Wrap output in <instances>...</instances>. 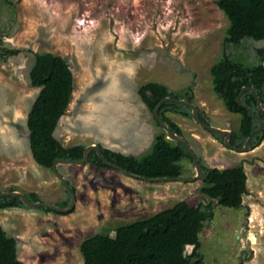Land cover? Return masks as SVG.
<instances>
[{
	"label": "rangeland",
	"instance_id": "rangeland-1",
	"mask_svg": "<svg viewBox=\"0 0 264 264\" xmlns=\"http://www.w3.org/2000/svg\"><path fill=\"white\" fill-rule=\"evenodd\" d=\"M228 27L216 0H0L1 46L21 50L0 57V191L36 193L57 206L72 201L55 172L31 155L28 115L40 92L29 81L34 54L63 57L74 75L71 102L55 132L64 147L101 145L143 159L164 134L138 93L148 82L177 93L191 86L194 104L212 126L239 129L240 116L216 96L211 75ZM261 47L264 41L245 39L229 54L254 65ZM167 116L203 165L243 163L248 177L243 207L216 205L200 233L202 264H264V141L248 153L235 152L193 119ZM181 164L187 181L149 182L112 167L59 165L76 193L75 208L61 214L39 207L0 210V224L17 239L26 264H84L80 247L90 237L109 231L115 238L118 227L181 201L208 204L204 182L189 181L197 175L194 163ZM192 251L189 246L185 254Z\"/></svg>",
	"mask_w": 264,
	"mask_h": 264
},
{
	"label": "trees",
	"instance_id": "trees-1",
	"mask_svg": "<svg viewBox=\"0 0 264 264\" xmlns=\"http://www.w3.org/2000/svg\"><path fill=\"white\" fill-rule=\"evenodd\" d=\"M216 5L228 18L229 27L223 41L222 56L211 68L213 91L230 113L240 116L239 129L232 131L230 139V144L240 149L259 127L260 119L264 121V113L258 109L256 99L260 98L264 108V47L256 49L258 62L254 65L234 58L229 50L241 46L245 39L264 41V0H216ZM1 42L0 38L1 58L8 59L20 53L19 49L2 47ZM34 59L29 81L40 92L28 115L30 150L39 166L53 170L56 159L82 160L87 146L64 147L55 136L74 91V75L67 60L52 53H36ZM244 87L253 88L255 92L254 95L248 90L241 96V102L250 109L238 102ZM138 93L162 131V125L153 113L163 99L169 97L194 103L191 86L184 93H177L164 84L148 82L140 87ZM168 113L192 119L191 108L166 102L159 109V116L170 130L184 137L181 128L167 116ZM198 116L203 123L212 126L204 112L199 110ZM211 134L218 140L221 138L223 143L224 135ZM263 141L264 128L253 136L251 150ZM99 148L103 157L114 166L146 179L182 177L184 167L181 162L191 160L193 163L187 147L169 140L165 132L157 136L153 152L143 159L101 145ZM199 162L206 173L201 191L209 199L207 205L192 207L188 202L181 201L154 216L118 227L114 230L115 238L110 236L109 231L90 237L80 247L84 264H202L200 233L214 217L216 205L234 210L243 207V197L248 192V177L243 163L220 169L206 167L200 159ZM87 164L98 169L110 168L95 151L89 154ZM71 189L74 191V188ZM25 195L30 202H41L36 193ZM69 203L65 201L59 206L65 208ZM22 208L27 206L19 197L0 198V210ZM39 209L61 214L47 207ZM189 246L193 247V251L186 255ZM0 264H26L19 259L17 239L9 236L1 224Z\"/></svg>",
	"mask_w": 264,
	"mask_h": 264
},
{
	"label": "water",
	"instance_id": "water-1",
	"mask_svg": "<svg viewBox=\"0 0 264 264\" xmlns=\"http://www.w3.org/2000/svg\"><path fill=\"white\" fill-rule=\"evenodd\" d=\"M250 90L254 95H255V92H254V89L253 88H249V87H244L242 89V91L240 92L239 96H238V102L241 106L247 108V109H250L247 105L243 104L241 102V96L242 94L245 92V91H248ZM263 92H264V87H263ZM257 99V105H258V109L264 113V108L262 106V102L260 100V98L256 97ZM166 102H176V103H179V104H182V105H185L189 108H191L192 110V119L195 123H197L199 126H201L202 128L206 129L207 131L211 132V133H216V134H220V135H224L225 136V139H224V145L235 151V152H239V153H248L251 150V140L253 138V136L257 133H260L263 128H264V121L262 119H260V125L259 127L254 130L250 136L248 137V139L246 140L245 142V145L243 148H240V149H237L235 147H233L231 144H230V139H231V136H232V131L230 130H227V129H221V128H217V127H214V126H210V125H206L205 123H203L200 119H199V116H198V113H199V108L197 107L196 104L194 103H189L187 102L186 100H176V99H172V98H165L163 99L159 105L157 106V108L154 110V117L161 123L162 125V128L165 132V134L167 135V138L171 141H174V142H180V143H183L188 151L190 152L191 156H192V159H193V163H194V166H195V169H196V172H197V175L193 178H191L189 181H197V180H200L202 182H204L206 180V173L205 171L203 170L200 162H199V159L198 157L195 155L192 147L190 146V144L188 143V141L178 135L177 133H175L174 131L170 130L168 124L159 116V109L160 107L166 103ZM97 152L98 156L100 157V159H102V161L108 166V167H112L114 169H117L119 171H121L122 173L130 176V177H133V178H136V179H139V180H143V181H149V182H154V181H187V179H184L182 177H171V178H159V179H146V178H143V177H140L138 175H135V174H132V173H129L125 170H122L116 166H114L113 164H111L109 161H107L102 153H101V150L99 148L98 145H89L85 148V151H84V156H83V159L82 160H79V161H70V160H64V159H56L54 161V164H53V171L55 172V174L58 176V178L60 179L61 183L63 184L64 188L66 189V191L71 195L72 197V201L70 203L69 206L65 207V208H62V207H59L57 205H54V204H45V203H42V202H30L29 200H27L26 198V195L22 192H19V191H6V192H0V198L1 197H19L20 199H22V201L24 202V204L27 206V207H31V208H37V207H47V208H51L57 212H60V213H68V212H71L74 208H75V204H76V193L71 189L70 187V184L66 181V179L60 175L58 173V166L59 165H79V166H83V165H86L87 164V160H88V156L91 152Z\"/></svg>",
	"mask_w": 264,
	"mask_h": 264
}]
</instances>
